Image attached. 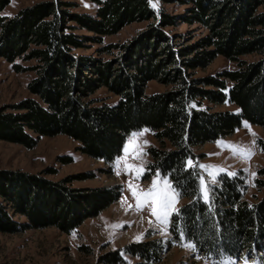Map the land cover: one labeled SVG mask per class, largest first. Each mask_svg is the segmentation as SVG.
I'll list each match as a JSON object with an SVG mask.
<instances>
[{"label":"trees","instance_id":"16d2710c","mask_svg":"<svg viewBox=\"0 0 264 264\" xmlns=\"http://www.w3.org/2000/svg\"><path fill=\"white\" fill-rule=\"evenodd\" d=\"M90 1L97 5L95 16L76 13L77 4L69 0L42 1L5 16L10 0H0V57L19 73H36L28 84L33 98L0 107V141L33 149L42 137L67 136L80 144L78 151L111 165L131 134L148 129L161 144L148 149L153 160L148 169L170 174L174 187L179 182L180 199L189 200L179 220L172 216L171 244L184 240L209 260L263 259L264 199L245 200L248 185L239 173L221 175L204 201L195 149L232 136L245 124L264 128V0H178L189 6L181 17L155 9L151 0ZM151 20L130 44L100 49L101 54L117 51L112 59L75 54L87 43L103 45L105 37L126 26ZM179 22L201 24L208 33L195 43L186 44L184 36L176 43L165 29ZM77 29L93 36L78 35ZM249 55L260 57L240 61ZM219 56L236 62L238 69L193 77L192 71L208 68ZM18 60L37 64L29 69ZM152 80L173 87L148 95ZM103 88L119 97L116 104H100L94 97ZM226 105L238 111H212ZM54 174L51 168L38 174L0 169V233L49 227L72 233L121 197L119 187H71L91 174L47 178ZM257 187L264 188V181L257 180ZM168 248L151 241L126 252L157 264ZM106 262L119 264L123 257L115 252Z\"/></svg>","mask_w":264,"mask_h":264},{"label":"rangeland","instance_id":"374dc122","mask_svg":"<svg viewBox=\"0 0 264 264\" xmlns=\"http://www.w3.org/2000/svg\"><path fill=\"white\" fill-rule=\"evenodd\" d=\"M42 1L48 0H10V5L5 9L3 15L13 16L20 9ZM69 1L77 4V8L74 9L76 13L96 15L97 5L94 2L90 0ZM151 5L155 9L165 10L176 17L186 14L185 12L189 8L188 5H181L178 0H151ZM152 23H154L152 20L133 23L118 34L105 37L103 45L87 43L84 49L76 50L75 54L104 60L112 59L116 57L117 51L113 55L101 54L100 49L109 44H130L139 33L145 31ZM165 32L172 39L176 38L173 40L176 43L182 39L181 36H184V42L191 44L204 37L208 30L201 24L190 25L179 22L178 26L166 28ZM76 33L82 36H93L92 33L82 29H77ZM259 57V55L244 56L240 58V61L254 62ZM17 63L29 69L37 64L36 61L25 62L22 60H18ZM238 67L236 62L219 56L208 68L197 69L192 71V74L194 78H203L224 71H233ZM35 76L36 73L33 70L21 73L15 71L12 63L0 57V107L15 105L24 99L33 98L28 90V84ZM172 87L152 80L147 84L146 93L148 95L162 93ZM94 97L101 101L100 104L114 105L119 100L117 95L109 92L106 88L99 90ZM204 105L210 106L207 101L204 102ZM212 109V111H238L234 105ZM129 142L138 145V150L142 152V155L134 157L129 154L125 160L121 161L119 169H117L116 162L119 158L124 157V148ZM222 143L249 149L253 155L248 159L234 155L231 150L222 147ZM261 143L264 144V128L245 124L234 135L195 149V153L199 155L197 165L203 175L202 198L204 197V186H207L208 200L206 202L209 201L211 187L217 184L221 175L234 176L231 174L242 173L248 185L245 200L249 203H258L264 199V188L257 187V180L264 181V175L260 174L264 169V152ZM79 145L78 142L67 136L42 137L33 149L0 141V169L2 170H21L38 174L51 168L57 172V174L47 176L52 181L91 174L90 179L76 180L71 183V187L82 189L119 187L121 189V197L116 203L98 216L87 219L72 233H64L57 227L34 229L21 234L0 233V264H109L106 262V258L115 252H120L123 257V262L119 264H152L126 252V249L133 244L151 241H161L169 247L163 254L162 261L157 264H264V258L258 256L240 260L228 258L209 260L195 248L186 247L185 245L189 243L184 240L171 244L173 240L171 222L167 226L160 224L154 216L150 215L149 207H145L143 211H137L136 200L129 190L128 183L131 181L134 186L138 185V190L148 189L151 183L150 178L154 175L148 169L153 161L148 155V149L161 148V144L150 130L147 129L144 135L137 137L134 141L131 134L124 144L121 156L111 165L78 151ZM61 158H71L72 163L63 164ZM125 162L137 168L142 166L145 169L140 180L134 179L135 172L126 171ZM201 165L207 167H200ZM117 171L120 172L119 175L116 174ZM163 176L161 174L162 178ZM188 203V199H179L177 207L180 209ZM129 204L132 205L130 209ZM15 220L23 222L26 219L16 216ZM113 225L119 227H113ZM138 236L142 237L139 241L137 240Z\"/></svg>","mask_w":264,"mask_h":264},{"label":"snow or ice","instance_id":"6c2138e0","mask_svg":"<svg viewBox=\"0 0 264 264\" xmlns=\"http://www.w3.org/2000/svg\"><path fill=\"white\" fill-rule=\"evenodd\" d=\"M144 131L140 133H133V141L139 137L144 135ZM146 143V142H145ZM222 147H226L233 152L234 155H240L245 159L250 158L253 153L249 149H245L241 146L237 145H225L221 144ZM139 146L129 142L128 145L124 148V157H121L117 160V169H119V164L122 160H125L129 154L134 157H139L142 155V152L139 150ZM264 150V149H262ZM187 165L189 167H195L192 160L187 161ZM200 167L206 168L207 166L201 165ZM125 169L129 172H135L134 179L140 180L141 176L144 174L145 169L141 166L139 168L134 165L127 164L125 162ZM150 171V170H149ZM120 174L119 171L116 173ZM170 174H164L163 178L161 177V173L156 171L154 175L150 178L151 183L147 190L139 189L138 185H133L131 181L128 183L129 190L132 193L133 198L136 200V209L137 211H143L145 207H149L150 215L154 216L160 224L167 226L171 221V217L175 214L177 220L181 218L180 209L177 207L179 203V199L181 197V192L178 191L180 188L179 182L177 181L176 186H173V181L168 178ZM231 175H235L232 173ZM203 183V181H202ZM204 200H208V189L207 186H204ZM129 209L132 208V205L129 204ZM151 222V221H150ZM113 227H119L118 225H113ZM181 236H183V232H181ZM142 237L138 236L137 240L139 241ZM188 248H194V245L189 243L185 245Z\"/></svg>","mask_w":264,"mask_h":264}]
</instances>
